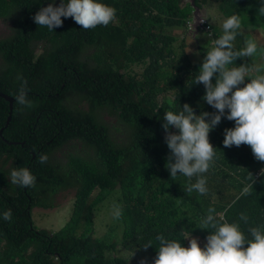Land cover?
<instances>
[{
	"label": "trees",
	"instance_id": "obj_1",
	"mask_svg": "<svg viewBox=\"0 0 264 264\" xmlns=\"http://www.w3.org/2000/svg\"><path fill=\"white\" fill-rule=\"evenodd\" d=\"M101 2L116 9L109 25L85 30L62 17L51 32L33 21L48 0H0V25L13 26L0 41V89L17 92L22 78L32 101L24 114L14 111L1 135L9 104L0 98V213L12 210L11 220L0 219V264H154L158 234L188 247L184 228L204 246L208 231L197 228L209 207L246 233L264 224V162L247 145L222 144L234 122L222 118L209 134L217 155L205 174L204 195L186 191L195 178H170L161 127L164 112L185 103L197 114L215 111L201 100L202 84L190 87L191 75L232 13L242 18L234 47L255 40L258 53L243 59L264 72V17L256 14L257 0ZM198 9L206 11L207 22L196 31L191 26ZM250 24L262 35L252 34ZM84 102L88 111L80 108ZM59 153L68 157L65 167L54 159ZM42 154L48 157L44 164ZM16 167L30 169L35 185L11 184ZM247 172L253 191L242 197ZM69 189L76 196L65 227L57 233L36 227L32 211L56 208V197ZM113 203L122 208L119 220L111 215ZM149 242L153 247L144 248Z\"/></svg>",
	"mask_w": 264,
	"mask_h": 264
},
{
	"label": "clouds",
	"instance_id": "obj_2",
	"mask_svg": "<svg viewBox=\"0 0 264 264\" xmlns=\"http://www.w3.org/2000/svg\"><path fill=\"white\" fill-rule=\"evenodd\" d=\"M55 3L56 0H48V5L40 7L33 17L36 25L46 27L51 32L62 25V17H71L85 30L98 25L107 26L116 18V9L101 0H60L59 6L54 7ZM257 3L256 14L264 17V0H257ZM206 22L197 25V28H205ZM241 27L239 13L234 12L225 18L221 34L212 40V46L206 50L198 70L191 75L190 87L202 84L204 95L201 100L215 111H200L197 114L192 106L185 103L178 110L165 111L162 118L164 142L170 152L164 167L173 180L179 177L188 180L195 178V182L187 185L186 191L189 193L204 195L208 192L205 174L213 166L217 155L209 142V134L222 118L234 122L232 128L224 130L223 146L247 145L255 159L264 162V72L255 65L249 66L243 59L258 53L255 40L245 41L239 49L234 47L233 42L241 34ZM193 39L192 35L191 43ZM238 59L241 61L239 65L236 64ZM20 79L17 92L9 90L6 85L8 94L0 89V98L9 104L8 118L1 135L11 124L14 111H23L24 114V108L32 106L26 82ZM173 128L177 131L171 132ZM47 159L42 154L39 162L44 164ZM261 176H264V169H261ZM9 180L11 184L23 188L36 183V177L25 167L13 168ZM252 191L253 178L247 172L245 180L241 181L239 195L245 197ZM111 215L115 220L121 218L122 208L118 203L111 206ZM11 217V209L0 213V219L5 221L11 220ZM218 217H222V213L213 207H209L206 214L200 217L197 229L208 231L203 247L197 239L190 238V231L184 228L180 231L186 233L183 239H188V247L182 246L180 239H169L158 234L155 237L158 244L154 264H264V224L250 227L246 233L238 222H228ZM239 220L248 223V217L243 213L239 215ZM147 247H153L152 242L144 248Z\"/></svg>",
	"mask_w": 264,
	"mask_h": 264
},
{
	"label": "rangeland",
	"instance_id": "obj_3",
	"mask_svg": "<svg viewBox=\"0 0 264 264\" xmlns=\"http://www.w3.org/2000/svg\"><path fill=\"white\" fill-rule=\"evenodd\" d=\"M217 16L223 17V14L219 12ZM247 16L248 15L243 17V19L246 18ZM247 19L250 20L251 18L247 17ZM206 20H207L206 11H199V13L197 14L196 22L193 23V26H192L193 29H196L197 25H201ZM248 27H250L252 34L262 35V29H256V28L253 29L252 24H250ZM11 28H13V26H11L10 23H5L4 21H2L0 25V41L1 39H6L8 36H10V34L12 33ZM2 66H3V63L0 61V67ZM80 108L82 110L88 111L89 105L84 102L80 105ZM105 120L108 122L110 121V119L106 116H105ZM66 150L67 149H64L61 152L70 153V155H75L79 151L75 149L73 151H66ZM54 159H56V161L62 164L64 167L68 164V157L64 158V155H62V153L56 154V157H54ZM74 198H75V190L73 189L67 190V191L61 192L56 197V205H57L56 208H53L47 211H45L42 208H35L32 211L33 221H34L35 226L38 227L39 229L47 230L52 233L60 232L65 227L64 224L70 221L71 214L73 212L72 206H73ZM70 212H71L70 216L67 218L66 221H64L63 218L68 216V213ZM103 230H104V227H101L98 230L99 236L102 235Z\"/></svg>",
	"mask_w": 264,
	"mask_h": 264
},
{
	"label": "water",
	"instance_id": "obj_4",
	"mask_svg": "<svg viewBox=\"0 0 264 264\" xmlns=\"http://www.w3.org/2000/svg\"><path fill=\"white\" fill-rule=\"evenodd\" d=\"M10 120H11V117L9 118L8 123L10 122Z\"/></svg>",
	"mask_w": 264,
	"mask_h": 264
}]
</instances>
